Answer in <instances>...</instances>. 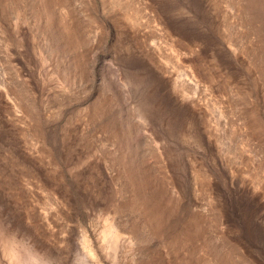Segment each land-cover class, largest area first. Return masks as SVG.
Returning a JSON list of instances; mask_svg holds the SVG:
<instances>
[{
  "label": "rangeland",
  "instance_id": "rangeland-1",
  "mask_svg": "<svg viewBox=\"0 0 264 264\" xmlns=\"http://www.w3.org/2000/svg\"><path fill=\"white\" fill-rule=\"evenodd\" d=\"M0 264H264V0H0Z\"/></svg>",
  "mask_w": 264,
  "mask_h": 264
}]
</instances>
